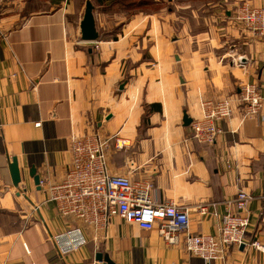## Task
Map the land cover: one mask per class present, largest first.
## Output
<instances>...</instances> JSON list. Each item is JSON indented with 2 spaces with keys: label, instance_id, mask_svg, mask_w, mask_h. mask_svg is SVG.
I'll return each mask as SVG.
<instances>
[{
  "label": "crops",
  "instance_id": "obj_1",
  "mask_svg": "<svg viewBox=\"0 0 264 264\" xmlns=\"http://www.w3.org/2000/svg\"><path fill=\"white\" fill-rule=\"evenodd\" d=\"M124 1L90 0L94 42L80 37L86 0L1 3L0 264H104L96 254L114 264H264V104L245 119L238 99L245 83L264 97V37L233 19L239 4L264 0H146L136 9ZM211 99H227L233 113L214 145H199L183 116L198 118L199 102ZM95 132L130 143L108 148V173L188 209L193 235L217 237L246 193V241L259 250L231 247L211 262L165 245L156 228L119 218L95 227L58 213L46 189L69 169L71 140ZM77 229L84 244L60 254L56 242Z\"/></svg>",
  "mask_w": 264,
  "mask_h": 264
},
{
  "label": "built area",
  "instance_id": "obj_2",
  "mask_svg": "<svg viewBox=\"0 0 264 264\" xmlns=\"http://www.w3.org/2000/svg\"><path fill=\"white\" fill-rule=\"evenodd\" d=\"M2 2L0 0V7ZM233 19L250 34L264 37V7L252 8L239 4ZM240 60H235L238 67L242 65ZM238 99L245 119L257 116L264 104L260 87L253 83L239 87ZM232 113L227 99L200 101L199 116L189 125L191 139L199 145H214L221 133L220 124L229 119ZM111 146L116 151H123L130 143L118 136L104 138L97 132L71 140L69 169L60 182L46 189L47 200L55 204L58 213L95 227L119 218L142 230L156 228L165 245L180 247L194 257L211 262L222 259L225 251L231 247L248 246L259 250L257 241H246L249 221L245 210L250 200L246 193L239 191L234 197L236 212L221 217L217 237L193 235L188 209L177 207L173 202L157 203L152 200L146 185L133 184L125 176L108 173L106 153ZM196 212L205 217L208 208L200 205L196 207ZM56 244L62 254L68 249L79 248L84 244V239L77 229L65 234Z\"/></svg>",
  "mask_w": 264,
  "mask_h": 264
},
{
  "label": "water",
  "instance_id": "obj_3",
  "mask_svg": "<svg viewBox=\"0 0 264 264\" xmlns=\"http://www.w3.org/2000/svg\"><path fill=\"white\" fill-rule=\"evenodd\" d=\"M93 6L90 0H86L85 9L82 20L79 25L80 37L83 41L86 42H94L98 39V33L95 27V20L93 15ZM184 126H188L191 123V119L187 118L185 115L183 116ZM8 170L11 177L12 185L15 188H18V184L21 181L20 172L18 169V163L16 158L11 159V163L8 164ZM34 167H30L28 175L33 178L34 184L39 185V177L35 175ZM95 259L98 262H102L104 264H114L109 260L107 256H103L101 254H96Z\"/></svg>",
  "mask_w": 264,
  "mask_h": 264
},
{
  "label": "trees",
  "instance_id": "obj_4",
  "mask_svg": "<svg viewBox=\"0 0 264 264\" xmlns=\"http://www.w3.org/2000/svg\"><path fill=\"white\" fill-rule=\"evenodd\" d=\"M130 6L133 7V9H136L138 6H140V4H142V2L144 3H148L146 0H134V2H128L129 0H125ZM124 1V2H125ZM131 1V0H130Z\"/></svg>",
  "mask_w": 264,
  "mask_h": 264
},
{
  "label": "rangeland",
  "instance_id": "obj_5",
  "mask_svg": "<svg viewBox=\"0 0 264 264\" xmlns=\"http://www.w3.org/2000/svg\"><path fill=\"white\" fill-rule=\"evenodd\" d=\"M128 2H134V0H131V1L129 0ZM149 10H152V11H154L155 9H149Z\"/></svg>",
  "mask_w": 264,
  "mask_h": 264
}]
</instances>
